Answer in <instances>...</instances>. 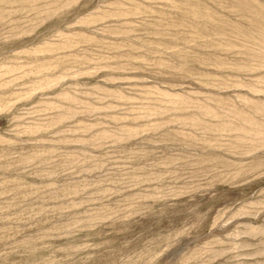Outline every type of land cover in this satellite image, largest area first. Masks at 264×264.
<instances>
[{"label":"rangeland","instance_id":"rangeland-1","mask_svg":"<svg viewBox=\"0 0 264 264\" xmlns=\"http://www.w3.org/2000/svg\"><path fill=\"white\" fill-rule=\"evenodd\" d=\"M0 264H264V0H0Z\"/></svg>","mask_w":264,"mask_h":264}]
</instances>
